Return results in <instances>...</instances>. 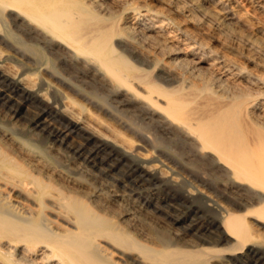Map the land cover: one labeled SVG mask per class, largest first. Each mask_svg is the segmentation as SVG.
Masks as SVG:
<instances>
[{"label":"bare ground","instance_id":"1","mask_svg":"<svg viewBox=\"0 0 264 264\" xmlns=\"http://www.w3.org/2000/svg\"><path fill=\"white\" fill-rule=\"evenodd\" d=\"M0 78L98 148L158 136L193 172L219 169L232 202L210 211L216 239L180 232L91 169L110 171L70 128L0 112L54 159L0 124V264H228L249 228L264 238V0H0Z\"/></svg>","mask_w":264,"mask_h":264},{"label":"rangeland","instance_id":"2","mask_svg":"<svg viewBox=\"0 0 264 264\" xmlns=\"http://www.w3.org/2000/svg\"><path fill=\"white\" fill-rule=\"evenodd\" d=\"M10 51L12 52L11 55H14L19 60L27 63L32 61L27 57H23L21 53L12 48H10ZM31 79L38 83L41 78L37 74H33ZM57 79L52 77V80L56 83L61 81ZM60 85L65 89H72L68 83L61 81ZM26 94L14 88L9 81L0 78V112L6 111L9 115L14 116L15 119L17 118L20 123L31 126L34 113L43 111L47 116L46 119L52 125L70 128L73 145L84 143L87 150L98 148L96 141L88 139L85 133L68 125L66 119L62 118L53 108H49L50 104L46 101L41 100L36 95ZM48 96H50L49 93ZM93 104L101 107L107 116H113L101 102ZM126 122L123 124L128 126L129 123L127 124ZM0 124L9 128L17 136L22 137L27 143H30L42 155L44 154L45 158L54 161L48 155L43 143L28 138L25 133L19 131L16 128L17 126L10 122L8 116L0 117ZM36 131L42 133L41 130L36 129ZM133 131L135 130L133 129ZM157 137L154 138V141L147 140L146 143H142L144 148L139 146L140 152L138 153L125 152L109 143L103 145L104 147L101 146L96 150V160L100 163L101 168H109L110 171L104 172L92 164L89 167L120 190L129 192L128 187H133L134 189L131 191L133 199L146 208L153 216L155 215V217L160 219L166 226H173L180 232H187L189 229L187 224L190 221H194L196 223L195 232L198 236L216 239L218 235H222V230L218 226L217 221L212 220L210 211L219 212L220 205L226 207L229 206V203H232L228 192L222 189L221 181L224 176L219 169L209 164H203L200 168L210 171L209 173L214 178H205L206 174L200 173L199 170H196L197 173L193 172L192 169L194 167L192 165L173 157L160 147H154L155 142L157 144V142L161 141ZM138 142L141 143V141ZM161 142L163 143V141ZM161 142L158 144H162ZM62 148L71 155L68 148ZM141 163L148 164L149 168L141 167ZM160 169L161 171H159ZM162 171L164 172L162 173ZM192 185L199 190L191 187ZM187 190L191 192H187ZM205 201L206 203H204ZM176 217H180V221L176 222L174 220ZM258 233L259 231L256 229L249 228L247 230L248 242L243 246L244 248L242 247L234 253H229L227 250L226 252L222 251L217 255L224 257L228 264H264V238ZM221 243L217 244L219 248H223ZM209 264H211V261Z\"/></svg>","mask_w":264,"mask_h":264}]
</instances>
